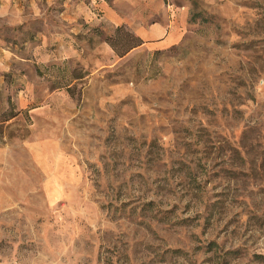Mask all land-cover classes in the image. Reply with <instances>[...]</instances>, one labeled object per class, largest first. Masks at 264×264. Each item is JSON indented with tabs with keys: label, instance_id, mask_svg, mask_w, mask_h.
<instances>
[{
	"label": "rangeland",
	"instance_id": "rangeland-1",
	"mask_svg": "<svg viewBox=\"0 0 264 264\" xmlns=\"http://www.w3.org/2000/svg\"><path fill=\"white\" fill-rule=\"evenodd\" d=\"M117 3L0 0V264H264V0Z\"/></svg>",
	"mask_w": 264,
	"mask_h": 264
},
{
	"label": "crops",
	"instance_id": "crops-1",
	"mask_svg": "<svg viewBox=\"0 0 264 264\" xmlns=\"http://www.w3.org/2000/svg\"><path fill=\"white\" fill-rule=\"evenodd\" d=\"M96 2V7L104 12L99 18L91 14L88 9L84 11V18L87 22L105 20L114 26L128 25L142 39L143 44L139 47L152 46L153 48H166L178 43L182 37L180 24L173 21L175 12L165 13L160 19L154 18V12L135 10L131 14L123 8H115L117 0L112 4L105 0H92ZM84 4V1H82ZM81 5V4H80ZM83 8V7H82ZM11 25L16 24V20H12ZM16 26V25H15ZM4 39L0 36V49L3 47ZM37 47H41L39 44Z\"/></svg>",
	"mask_w": 264,
	"mask_h": 264
},
{
	"label": "trees",
	"instance_id": "trees-1",
	"mask_svg": "<svg viewBox=\"0 0 264 264\" xmlns=\"http://www.w3.org/2000/svg\"><path fill=\"white\" fill-rule=\"evenodd\" d=\"M107 41L119 57L125 56L132 49L143 44L142 39L137 34L125 31L123 26H118L115 35Z\"/></svg>",
	"mask_w": 264,
	"mask_h": 264
}]
</instances>
